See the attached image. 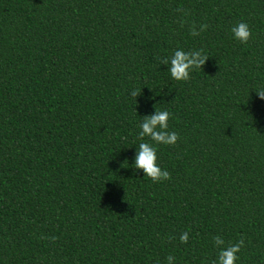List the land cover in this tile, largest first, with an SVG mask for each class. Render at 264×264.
Listing matches in <instances>:
<instances>
[{"label":"trees","instance_id":"1","mask_svg":"<svg viewBox=\"0 0 264 264\" xmlns=\"http://www.w3.org/2000/svg\"><path fill=\"white\" fill-rule=\"evenodd\" d=\"M177 49L209 57L187 82ZM261 88L264 0H0V264H211L216 236L264 264ZM155 107L179 140L154 184L132 165Z\"/></svg>","mask_w":264,"mask_h":264},{"label":"clouds","instance_id":"2","mask_svg":"<svg viewBox=\"0 0 264 264\" xmlns=\"http://www.w3.org/2000/svg\"><path fill=\"white\" fill-rule=\"evenodd\" d=\"M182 16H186L183 9H177ZM180 27L188 26L189 34L192 37L200 36L207 29L206 24L196 25L189 24L187 20L181 18ZM233 39L242 45H247L252 38V32L247 23L240 22L231 29ZM209 57L204 54L203 50L184 51L177 49L170 57H162L159 62L167 66L172 80L176 82H187L191 78V73L196 70H203L204 65ZM258 98L264 101V88L255 91ZM130 96L137 100L141 95V90L132 89ZM170 113L166 110H158L155 107L154 114L142 117L139 124L138 139L141 141L138 145L134 164L132 167L136 172H143L144 178L149 179L152 183H161L169 181L171 174L167 170L162 169L157 163L158 146H175L179 140V136L174 131H169L168 121ZM190 234L184 231L179 235V242L187 244ZM56 238L53 237L52 240ZM214 246L218 249L217 257L211 264H237L238 254L245 247V239L241 237L235 243H226L221 236L213 238ZM166 264H175V258L172 255L166 257Z\"/></svg>","mask_w":264,"mask_h":264}]
</instances>
